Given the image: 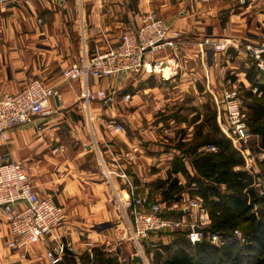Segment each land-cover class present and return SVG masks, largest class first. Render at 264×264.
<instances>
[{"label": "crops", "instance_id": "obj_1", "mask_svg": "<svg viewBox=\"0 0 264 264\" xmlns=\"http://www.w3.org/2000/svg\"><path fill=\"white\" fill-rule=\"evenodd\" d=\"M146 13H154L182 35L177 48L146 54L145 62L155 70L141 76L142 79L162 75L164 82L160 83L164 85L173 87L178 81L191 83L192 87L195 84L198 88L207 87L214 95L218 94L222 79L250 86L245 72L239 75L241 71L239 74L235 71H239L240 63L248 65L243 59L246 55L243 47L257 46L264 41V0H85L78 6L68 0H25L0 7V96L17 92L34 78L58 90V96L48 102L53 110L50 116L37 117L11 129L5 146L0 139V151L5 149L11 160L30 168L35 190L58 191L55 202L67 214V220L59 229L46 236L41 244L31 246L26 262L40 255L36 249L44 248L46 252L58 244H69L79 264L83 254L103 249L106 239L121 240L122 246L126 244L120 227L113 232L107 230L114 212L112 214L108 186L97 167L96 151L91 144L94 140L101 142L105 155L115 159V142L103 140L102 126L98 122L105 106L97 101L87 106L80 98L82 82H66L62 70L79 61L81 56L116 43L121 32L136 30ZM203 38L231 40L233 44L223 64L217 56L205 62L207 54H200L199 48ZM124 78L118 75L101 83L90 80L89 84L92 90L104 86L118 94L119 90H127H122ZM158 86L152 85L151 90L156 92L163 87ZM142 90L145 89L142 87ZM134 105L139 106V103ZM138 106L131 112L141 111L142 106ZM119 110L107 108L103 112L118 118L127 115ZM220 117L217 121L223 126L225 121ZM112 139L125 148L133 137L117 134ZM171 160L169 157L166 176ZM137 166L135 164L134 172L140 177L141 168ZM177 176L184 184L185 177ZM135 179L143 193L151 198L158 196V189L153 191L156 185L148 180V174ZM114 186L124 197V187ZM8 239V226L0 220V254H5L3 244ZM11 252V259L17 261V253Z\"/></svg>", "mask_w": 264, "mask_h": 264}, {"label": "rangeland", "instance_id": "obj_2", "mask_svg": "<svg viewBox=\"0 0 264 264\" xmlns=\"http://www.w3.org/2000/svg\"><path fill=\"white\" fill-rule=\"evenodd\" d=\"M24 1L25 0L0 1V7L8 4L22 3ZM68 2L73 6H78L82 3L84 4L85 0H68ZM148 14L151 13L144 14L142 19ZM142 19H141V23H142ZM37 20L40 24L43 23V21L40 18H38ZM203 39H201V41ZM210 40H215V39H210ZM201 41L199 42V44H201ZM115 44L116 43L113 42L110 43L108 46ZM108 46L96 50L95 52H93V54L89 53L83 55V57L81 56L79 58V61L73 63H79L80 61L83 60L85 56L87 58H91V56L95 55L99 51L106 49ZM199 48H200V54L203 55H205V53L207 54L205 58L206 63H207V58L210 60L212 57L217 56L221 61V64H223L224 60H226L224 59V56L228 55L227 54L228 49L225 52H221V51L216 52L214 51V48L211 45H206V46L200 45ZM243 48H245V46ZM244 50L245 49H242V52L246 54ZM243 59L245 60V62L248 61V65L245 66L243 63L241 65L240 63L238 67L239 71L237 70L235 71L236 74H239V72L241 71L239 74L241 75V73L245 72L247 68H249L251 65H254L249 55L247 54L243 55ZM73 63H71L70 65H72ZM70 65H68L67 67H69ZM151 66L153 65L148 64L146 66L147 69H149L150 71L142 70V73L138 75L137 74L125 75V78L122 81L124 85V88L122 90L127 88L126 91L119 90L117 94L115 91L110 90L103 86V88L106 89L107 91L115 93V99L113 102L105 103L103 100L100 99H92L88 104L84 102L88 106L90 103L97 101L105 106V107L103 106L104 108L102 109V113H101L102 118L99 117L98 122H100L102 126L101 132L103 135V140L115 142L113 143L115 146L114 160L110 158V155L109 157L105 155V152L103 150L104 148L101 146L102 145L101 142L94 140L91 144L93 145L96 151L95 155L97 159L96 160L97 167L101 170L104 176V182L108 186L109 201H110L109 204L112 209L111 210L112 214L114 212V215L110 217L111 220L108 221L110 225L107 227V230H109V232H113L114 229L120 227L119 229H122L121 230L122 238L123 240H126V244H123V246L122 244H120L121 240L106 239L103 241V250L110 252L111 255L116 258V264H139L138 262L135 263L133 262V257L135 256L140 257L141 264H154L155 251L157 249H160V246L162 244H168L174 239V236H172L171 234L174 230H182L185 231V233H187V231L190 229V221L192 220V218L199 217L201 213L203 217H207L208 219L207 225H209L210 219L208 216L207 209L203 204V199L198 195V193L195 192L196 191L195 185H191L190 187L183 189V191H181L180 194L177 193L176 194L177 196L178 195L181 196L178 200L165 201L162 198L161 191L166 185L161 187L159 183L164 181L168 176V174L166 176V172H167L166 166L169 161V157L170 158L172 157L173 160L175 156L177 155L180 156L182 154L183 148H185L186 146L183 145L180 147V149L178 148V146H180V144H187L186 142L193 138L194 132L196 131L195 125L198 124L200 120L204 118V115L206 113L202 105L209 104L210 106H212V108H215L217 112V118L221 116L223 118V122L225 121L223 126H219L220 129L222 130L223 127H226L227 122L224 114L223 93L228 89L237 90L238 97L241 102V106L243 108V113H244L243 122L245 124V128L248 133V136L245 138V140L243 139V142L242 141L238 142L239 140L236 139L235 140L231 139V141L233 145L237 148V150L240 149L239 151L244 156L245 159L244 168L246 170H249V172L253 175L252 187L254 186V183L258 179V177H260V175L264 173V150H260V151L258 150V143L256 141L258 137L250 133V130L246 124V113H248L247 111L248 108L242 103L243 92L245 89L250 88L249 85H245L243 82H239V81L235 82L228 80L226 82L224 79H222L219 90L217 91L218 94L216 93L215 95L212 92H210L207 89V87L204 86L202 88H198V85L195 84L196 87L195 88L192 87L191 83L188 85V83H179L178 81L176 82V85L171 87L170 85H164L160 83L163 81L162 75H160V78L159 77L157 78L154 75H149L145 79L141 78V76L147 74V72L150 73H152V71L154 72L155 69L154 68L150 69ZM63 70H65V68ZM63 70H62V76L66 82H72V81L82 82L84 88L83 90L81 89L82 92L80 98L82 99V101H84L83 99L85 98V93H86V91L84 93V89L88 82H86V80L84 79H81V77L69 80L68 78H65V76L63 75ZM235 73H233L232 76H235ZM118 75L122 76V74H117L110 76L108 78H113ZM106 79L107 78L98 80V82L101 83ZM31 80H28V82H30ZM90 80H95V79H90ZM28 82H26L24 85H26ZM134 82L136 83V85L132 86V83ZM152 85L154 86L163 85V87L161 90L159 89L155 92L151 90ZM206 85H208L207 82ZM88 87L90 88L89 83H88ZM142 87L145 90L140 91ZM50 88H52L56 92L54 97H57L58 90L53 87ZM254 89L255 88H253V91ZM90 90L91 92H95V90H92L91 88ZM125 95H129L130 97L127 100H125L124 98ZM117 100H119L120 103H118ZM136 103H139V106L134 105ZM137 106L138 107L142 106L141 111L137 110L135 114L132 113L131 110H133ZM107 108H110V110L114 109V111L116 112H118L117 110L120 109L122 113L124 110L127 115H124V117H120L121 118L120 119L118 118V116L104 113L103 110L105 111ZM197 116H199V120L198 122L194 123L193 121L195 118H197ZM37 117H46V115L34 116L30 119V121ZM111 122H115V124L121 125L122 130L116 131L112 128H109L108 125H110ZM117 134L118 135L129 134L133 137V140L130 142V144H127L126 147L123 148L122 146H119L116 143V141L112 139L114 135ZM228 138L230 139V137ZM90 139L91 142L93 138L90 137ZM8 142H9V133H8V141L6 144H8ZM1 143L2 146H4L3 145L4 142L1 141ZM212 148L213 147L211 146L206 147V149L208 150ZM135 164H138L137 167L141 168L140 177H143V175L145 176L146 174H148L149 177L148 180L154 181V184L156 186L153 187V191H156L158 189L157 191L158 196L156 198H151L148 194L143 193L140 190L139 185L135 181L136 180L135 177H137L138 179L140 178L138 177V174L136 175V173L134 172ZM106 168L111 171L110 177H106V172H105ZM114 185L116 186L119 185L124 187L125 189L124 197L126 198L124 201H123L124 197L119 195L120 191L117 190ZM254 191L258 196L262 197L255 189ZM139 196H143L144 198H146L148 203L153 202L161 206L160 217L162 220H175L182 223V225L178 228H174L173 225L170 227H164L157 230H147L145 231L144 235L137 234L138 236L136 237L133 233V231L134 232L136 231L135 230L136 214L142 213L144 210L148 208L147 206L136 204L135 201L137 198H140ZM191 200H197L200 203V205H198L197 207L198 210H193V208H190L189 203ZM259 207L264 209V201L261 203V205L255 204L253 210L258 213ZM199 209H202L203 211L200 212ZM0 220L4 221L7 224L8 237L10 239L11 233L9 230V224L2 212H0ZM102 230L103 229L101 228L100 231ZM9 239L5 242V245L3 244V248L5 247L6 249L4 248L5 254L4 253L0 254V264H29V262H32L31 264H50L46 259V252L44 251V248L36 249L37 253L40 252V255L39 254L35 255L34 260L33 258H31V261L26 262L28 259L27 258L28 252L31 246L35 247V245L37 244L29 246V248H27V250L24 251L23 249L19 250L16 248H10L8 246ZM41 243L42 242H39L38 244ZM7 249L8 252H10L8 254H7ZM10 250L17 253L18 255L17 261L11 259L10 256H12L13 253ZM140 251H142V253H140ZM64 254L65 252H63V255ZM91 254L89 252V255Z\"/></svg>", "mask_w": 264, "mask_h": 264}, {"label": "built area", "instance_id": "obj_3", "mask_svg": "<svg viewBox=\"0 0 264 264\" xmlns=\"http://www.w3.org/2000/svg\"><path fill=\"white\" fill-rule=\"evenodd\" d=\"M181 35L179 30L173 29L162 18L154 13L148 14L142 19L141 25L136 30L121 33L115 45L108 46L91 58L85 56L79 63H73L65 68L63 75L69 80L81 77L89 83L90 79L98 81L117 74L124 76L141 74L142 70L149 71L145 62L146 54L166 48H177ZM232 44L228 38L218 40L205 38L200 45H211L214 51L225 52L232 47ZM244 49L256 68L264 73V41L257 46L249 44ZM88 83L84 89V93L86 91L83 99L85 103L88 104L92 99H100L105 103L114 101V92H109L103 87L91 92ZM55 94L56 92L52 88L37 78L28 82L18 92L5 93L0 96V139L4 142L3 145L5 146L7 143L8 133L11 129L28 123L34 116L51 115L52 110L49 108L48 102ZM129 97V95H125L124 98L127 100ZM223 100L227 125L222 128V131L230 139L243 142L248 133L243 122L244 113L237 90L224 91ZM108 127L116 131L122 130V126L115 122H111ZM105 172L106 177H110L111 171L106 168ZM253 187L259 195L264 197V173L258 177ZM57 192L55 189L46 192L35 190L30 168L20 162L11 161L9 153L5 149L0 151V212L4 214L9 224L11 237L8 246L10 248L26 251L29 246L44 241L46 236L52 235L61 227L67 216L64 208L55 202ZM139 197L135 201L136 204L148 208L142 213L136 214V231H133L136 237L137 234L144 235L147 230H157L173 225L174 228H178L182 225L175 220H162L160 217L161 206L153 202L148 203L143 196ZM198 205L200 203L197 200H191L189 203L193 210H198ZM207 224L208 219L203 217L202 213L199 217L192 218L187 239L192 244L199 243L206 238H209L215 245L224 243L218 234L206 235L204 228ZM195 228H199V230ZM233 236L239 241H244V236L239 230H235ZM65 248L72 249L69 244H58L48 249L46 251L48 262L50 264L58 263L62 259Z\"/></svg>", "mask_w": 264, "mask_h": 264}, {"label": "trees", "instance_id": "obj_4", "mask_svg": "<svg viewBox=\"0 0 264 264\" xmlns=\"http://www.w3.org/2000/svg\"><path fill=\"white\" fill-rule=\"evenodd\" d=\"M245 78L250 83L242 95V103L248 108L246 124L258 137L260 151L264 150V73L251 65L245 70ZM202 107L206 113L195 125L193 138L178 146L186 147L171 160L168 176L159 185H166L161 191L165 201L178 200L181 196L177 193L195 185L210 219L204 232L218 234L224 243L215 245L206 238L191 244L185 231L174 230V239L155 251L154 264H264V209L259 207L258 213L253 210L264 197L254 191L253 175L244 168L242 153L220 129L215 108L209 104ZM198 120L199 116L193 122ZM208 146L214 149H206ZM179 174L185 177L184 184ZM238 229L244 242L233 236ZM84 255L80 256V264H116V258L103 249ZM58 264L79 263L73 254H64Z\"/></svg>", "mask_w": 264, "mask_h": 264}, {"label": "water", "instance_id": "obj_5", "mask_svg": "<svg viewBox=\"0 0 264 264\" xmlns=\"http://www.w3.org/2000/svg\"><path fill=\"white\" fill-rule=\"evenodd\" d=\"M195 229H196V230H199V228H195ZM64 252H65L66 254H70V255L73 254V252H72L70 249H68V248H65V249H64ZM134 260H135V262H138L139 264H141V259H140V257L135 256V257H134Z\"/></svg>", "mask_w": 264, "mask_h": 264}, {"label": "bare ground", "instance_id": "obj_6", "mask_svg": "<svg viewBox=\"0 0 264 264\" xmlns=\"http://www.w3.org/2000/svg\"><path fill=\"white\" fill-rule=\"evenodd\" d=\"M157 69L159 68V66L156 67ZM143 258V257H142ZM144 263V262H143Z\"/></svg>", "mask_w": 264, "mask_h": 264}]
</instances>
